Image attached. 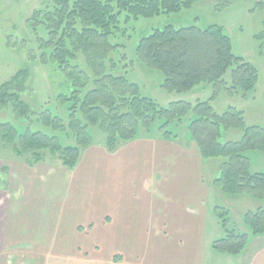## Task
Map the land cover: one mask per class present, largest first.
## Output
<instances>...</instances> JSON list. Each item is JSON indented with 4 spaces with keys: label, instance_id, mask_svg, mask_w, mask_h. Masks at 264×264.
<instances>
[{
    "label": "trees",
    "instance_id": "16d2710c",
    "mask_svg": "<svg viewBox=\"0 0 264 264\" xmlns=\"http://www.w3.org/2000/svg\"><path fill=\"white\" fill-rule=\"evenodd\" d=\"M200 1L44 0L30 19L46 33L38 38L40 59L65 74V84L54 94V106L41 111L23 99L29 89V67H21L0 84V111L9 110L21 122L20 130L14 122H0V153L8 149L30 167L50 157L73 169L83 150L98 143L95 133L101 146L114 152L142 136L176 141L174 127L187 119L189 139L201 159L217 163L212 184L227 196L252 197L256 208L246 211L243 220L252 237L264 235V170H253L249 156L264 153V125L248 124L244 111L235 106L218 110L212 103L220 85L247 95L256 85L257 68L233 52L231 38L220 24L205 28L166 24L139 38L133 59L127 55L132 39L124 25L129 20L179 12ZM254 7L264 8V0H256ZM136 60L159 73V86L168 92L190 94L201 86L209 87L212 95L194 104L178 98L164 106L128 77ZM231 131H238L239 137L226 139ZM60 135L72 143L65 144ZM225 221L221 220L224 235L211 247L238 255L250 234L227 227Z\"/></svg>",
    "mask_w": 264,
    "mask_h": 264
},
{
    "label": "crops",
    "instance_id": "0c3cea01",
    "mask_svg": "<svg viewBox=\"0 0 264 264\" xmlns=\"http://www.w3.org/2000/svg\"><path fill=\"white\" fill-rule=\"evenodd\" d=\"M174 143L136 139L114 152L93 144L73 169L46 168L40 182L34 170L44 163L30 167L14 155V161H6L0 153V179L8 172L7 185L0 180V264L58 263L72 245L66 244L64 213L76 212L77 205L101 222L97 230L106 254L128 255L105 264H216L226 253H214L213 240H206L202 159L198 150ZM191 158L193 170L180 184L173 168L181 161L191 167ZM66 183L72 189L69 200ZM247 249L243 263L264 264V235L254 236Z\"/></svg>",
    "mask_w": 264,
    "mask_h": 264
},
{
    "label": "rangeland",
    "instance_id": "374dc122",
    "mask_svg": "<svg viewBox=\"0 0 264 264\" xmlns=\"http://www.w3.org/2000/svg\"><path fill=\"white\" fill-rule=\"evenodd\" d=\"M43 1L0 0V84L7 81L21 67H29L31 75L29 89L23 95V99L28 101L36 111L45 109L47 105L49 108L53 107L54 94L61 90L65 84V74L54 70L51 62H42L40 59L42 48L38 46V38H45L46 33L41 27H36L31 22L30 16L33 11L43 6ZM255 2L256 0H201L192 7L179 12L131 19L124 25L127 28V35L132 39L128 43L127 55L130 59H133V49L139 38L149 34L154 28H162L166 24H172L176 27L194 24L199 28H205L210 24L222 25L231 38L233 52L253 64L258 70V77L254 89L245 96L240 92L227 91L225 86L220 85L212 99V103L218 110L225 109L229 105L235 106L244 111L245 121L248 124L264 125V8L254 7ZM127 75L131 80L138 83L142 93L154 97L164 106L168 104L169 100L178 98L188 99L189 102L194 104L198 99L204 100L212 95V90L209 87L201 86L190 94L180 95L176 92H168L159 86L162 76L145 68L138 60L135 61L133 69L128 68ZM225 78L229 80V70ZM32 120L35 124L34 128H37V117L34 116ZM1 121L14 122L18 127L21 125V122L15 120L9 110L0 111ZM174 128L178 133V139L174 144L183 148L187 147L184 150L192 152L193 149V151H197L195 143L188 136L187 119L178 123V126ZM155 130H157L156 125L153 127V131ZM239 135L238 131H231L226 139L229 137L238 138ZM60 137L65 144L72 143L68 137H62L61 135ZM148 138L160 137L157 135L153 137L142 136L137 140L144 139L146 141ZM94 140H98L95 145H102L97 133H95ZM1 153L6 155V161L15 160L8 149ZM9 156L11 158H8ZM249 156L253 170H264V153L254 151L250 152ZM43 163L45 165L34 170L33 177L37 181H39L41 175L46 173V168L62 167L60 161L50 157H47L42 163L35 164V166ZM192 165L191 158V167H185L187 166L186 161H181L173 168V170L179 172L180 184L186 180L187 170H193ZM198 169L202 174L201 179L203 182H201V186H205V188H202V193L205 197L203 205L205 204L207 209V212H205L207 242L224 235L221 225L223 218H226L227 227H236L240 231L250 234V229L243 220V214L256 208L257 204L252 201V197L249 195H247L248 197L246 195L231 197L224 195L216 188L212 184L213 178L217 174V163L214 160H202ZM49 172L51 174L52 171ZM3 173H1L0 180L7 185L4 178H6L5 174L8 172L4 175ZM45 184L47 185L48 182ZM50 189L52 192L56 191L54 187H50ZM70 190H72L71 186L66 183L64 197L68 200L71 197ZM78 206L80 208L76 212L73 213L68 209L65 211L66 214L64 213L66 244L72 245L71 248H66V252L58 257L59 262L55 264H105L121 262L124 261L125 257L128 258V255L122 253L106 254L103 246L104 240L98 234V230L101 229V222L92 214L85 216L87 209L80 211L81 206L77 205L76 207ZM71 227L73 228L71 229ZM96 230L97 240L94 237ZM71 233L75 235V238L72 237ZM249 236L246 249L244 248L245 250L241 254L237 256L225 254V257H217L216 264L220 262L223 264H239L241 261V264H245L243 262L248 254L247 248L253 238L251 234ZM83 242L89 246L85 247ZM212 251L219 254L213 248ZM224 260L225 262H222Z\"/></svg>",
    "mask_w": 264,
    "mask_h": 264
}]
</instances>
